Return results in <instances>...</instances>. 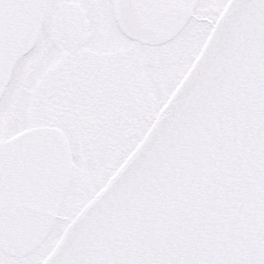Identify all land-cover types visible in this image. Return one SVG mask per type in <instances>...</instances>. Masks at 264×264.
<instances>
[{
  "label": "snow or ice",
  "instance_id": "6c2138e0",
  "mask_svg": "<svg viewBox=\"0 0 264 264\" xmlns=\"http://www.w3.org/2000/svg\"><path fill=\"white\" fill-rule=\"evenodd\" d=\"M0 264H264V0H0Z\"/></svg>",
  "mask_w": 264,
  "mask_h": 264
}]
</instances>
